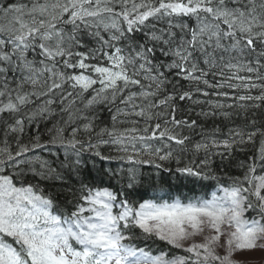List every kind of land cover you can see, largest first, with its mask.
<instances>
[{"label":"snow or ice","instance_id":"6c2138e0","mask_svg":"<svg viewBox=\"0 0 264 264\" xmlns=\"http://www.w3.org/2000/svg\"><path fill=\"white\" fill-rule=\"evenodd\" d=\"M185 101L227 132L178 118ZM100 106L111 128L97 124ZM214 158L241 174H218ZM161 173L214 186L143 198ZM255 250L264 0H0V264H252L233 257Z\"/></svg>","mask_w":264,"mask_h":264},{"label":"trees","instance_id":"16d2710c","mask_svg":"<svg viewBox=\"0 0 264 264\" xmlns=\"http://www.w3.org/2000/svg\"><path fill=\"white\" fill-rule=\"evenodd\" d=\"M211 79V77H209ZM181 84L184 85L185 87H187V82L185 81H181ZM201 87H203L201 85ZM212 91V90H209ZM199 99L201 100H215L217 99L214 96H209V97H202L200 96ZM201 108H204L205 110H207L206 105H193L188 101L185 102H181L179 105V111H178V118H180V116H186L189 119H196L198 120L199 123L204 124L206 128H212L214 125L219 126L222 129V132L226 133L227 132V127L226 125H228V121H224L221 118L217 117L215 120H203L202 118H200L199 116L196 115V113H198L200 111ZM113 112L112 110H109V108L107 106H100L99 108V119L97 121V124L99 126L102 127H112V121H111V116H112ZM236 124H240L241 121L237 120L235 121ZM130 125L127 124H117L116 127L118 129H124L129 127ZM257 127H260V124L256 125ZM51 127V121L48 122H41L39 124V131L40 133H42L41 139L42 140H46L48 138V133L46 131V129ZM36 127L33 126L32 128H30L27 132V135H32L34 136L36 134ZM194 138L199 139L198 136H196L194 134ZM25 139H27V136L25 137ZM257 142H259L260 137L257 136ZM246 148L251 149V151H245V152H238L235 153V156L238 160H243L246 159L248 156L252 155L253 152L255 151V148L252 145H247ZM202 159V155L198 156L196 158L197 162H199V160ZM215 163H213L212 167L213 169L216 170V172L218 174H227L228 176H237L240 175V170L235 166V162H232V164L228 167H225L223 169V172H221V169L219 167V159L218 158H214ZM98 166L102 167V164H99ZM175 165H173L174 167ZM145 173H150L151 170L150 169H144ZM98 173L96 172L95 169H93L91 172L86 173V176L89 178V180H91V177L93 176H97ZM203 185V186H202ZM214 186V182L213 181H205V182H192L190 180H185L183 178L177 179L176 177L173 176H169L166 173H161L159 178H156L155 176H151V178L149 179L148 177L145 178V182L142 186V188L140 189V195L143 198H150L154 195L159 194V189L162 187L164 188L166 191L170 190L171 193L174 196H185V197H190V196H194V195H201L206 191H209L213 188ZM151 245H148L147 243H145L144 241H137V243H139L141 246H145V244H147V246L154 252V254L159 253L160 251H167L169 252V254H183L180 253L179 250L176 249H171L170 247L165 246V242H151ZM156 245V246H155Z\"/></svg>","mask_w":264,"mask_h":264},{"label":"rangeland","instance_id":"374dc122","mask_svg":"<svg viewBox=\"0 0 264 264\" xmlns=\"http://www.w3.org/2000/svg\"><path fill=\"white\" fill-rule=\"evenodd\" d=\"M233 259L244 261L251 260L252 264H264V251L255 250L251 252L238 253Z\"/></svg>","mask_w":264,"mask_h":264},{"label":"bare ground","instance_id":"6f19581e","mask_svg":"<svg viewBox=\"0 0 264 264\" xmlns=\"http://www.w3.org/2000/svg\"><path fill=\"white\" fill-rule=\"evenodd\" d=\"M229 102H231V101H229ZM157 178V177H156Z\"/></svg>","mask_w":264,"mask_h":264}]
</instances>
